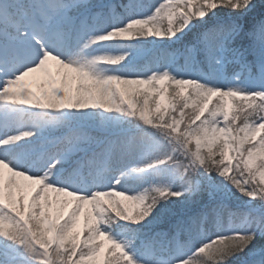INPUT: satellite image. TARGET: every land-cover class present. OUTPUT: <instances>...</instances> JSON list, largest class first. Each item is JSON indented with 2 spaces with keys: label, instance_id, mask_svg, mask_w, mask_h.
Here are the masks:
<instances>
[{
  "label": "snow or ice",
  "instance_id": "obj_1",
  "mask_svg": "<svg viewBox=\"0 0 264 264\" xmlns=\"http://www.w3.org/2000/svg\"><path fill=\"white\" fill-rule=\"evenodd\" d=\"M0 264H264V0H0Z\"/></svg>",
  "mask_w": 264,
  "mask_h": 264
},
{
  "label": "trees",
  "instance_id": "obj_2",
  "mask_svg": "<svg viewBox=\"0 0 264 264\" xmlns=\"http://www.w3.org/2000/svg\"><path fill=\"white\" fill-rule=\"evenodd\" d=\"M85 211H88V208L87 207L85 208Z\"/></svg>",
  "mask_w": 264,
  "mask_h": 264
},
{
  "label": "rangeland",
  "instance_id": "obj_3",
  "mask_svg": "<svg viewBox=\"0 0 264 264\" xmlns=\"http://www.w3.org/2000/svg\"><path fill=\"white\" fill-rule=\"evenodd\" d=\"M125 203H127V202H125Z\"/></svg>",
  "mask_w": 264,
  "mask_h": 264
}]
</instances>
